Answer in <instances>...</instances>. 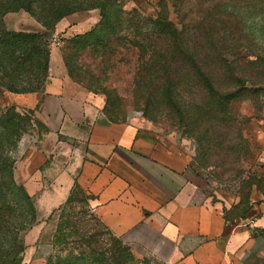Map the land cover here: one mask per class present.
<instances>
[{
  "label": "rangeland",
  "instance_id": "rangeland-1",
  "mask_svg": "<svg viewBox=\"0 0 264 264\" xmlns=\"http://www.w3.org/2000/svg\"><path fill=\"white\" fill-rule=\"evenodd\" d=\"M118 2L124 11H136L133 15L137 14L142 28L150 27V18L161 10V0ZM162 2L168 19L178 30L191 32L198 21H209L202 24L209 34V43L197 40L198 47L228 50L227 71L221 77L220 89L235 85L225 81L231 69L238 73V93L230 100L225 116L228 126L206 112L203 123L187 128L186 121L182 122L177 113H169L163 104L154 101L153 85L146 86L148 75L142 70L147 55L127 40L132 38L131 29L120 32L122 35L127 31L126 39H112L106 45L88 44L72 53L70 40L89 31L100 19L98 8L74 12V26L51 31L47 39L65 70L64 61L68 60L75 75L69 76L67 70L66 74L84 94L60 97L53 92L48 73L35 92H13L0 87V162L7 160L14 183L24 189L33 205L29 214L33 223L20 232V264H46L52 256L53 263H61L75 246H54L52 237L59 207L78 183L82 163L95 153L87 133L99 112L112 122L127 123L136 138L157 146L160 156L170 159L195 184L196 201L210 205L223 219L225 230L238 226L260 234V247L244 264H264V65L258 59H264V6L260 0ZM20 11L27 14L23 10L16 12ZM218 19L221 21L212 28V21ZM53 37L57 38L55 43ZM177 92V100L184 105L194 102V94L186 85ZM34 93L38 99H30ZM59 109L62 115L50 113ZM191 112L194 114L195 110ZM168 114L173 115L170 118ZM201 130L208 132L209 141L199 135ZM7 192L12 200L18 199L15 187ZM88 204L89 209L80 220L88 232L109 228L101 219L90 218L97 213L92 199ZM80 206L85 208L78 204L75 210ZM110 232L129 246L138 264H175L166 256L168 247L157 239L128 241L111 229ZM108 237L104 233L99 240L108 246Z\"/></svg>",
  "mask_w": 264,
  "mask_h": 264
},
{
  "label": "trees",
  "instance_id": "trees-1",
  "mask_svg": "<svg viewBox=\"0 0 264 264\" xmlns=\"http://www.w3.org/2000/svg\"><path fill=\"white\" fill-rule=\"evenodd\" d=\"M260 1L264 6V0ZM159 6L161 10L149 20L150 27L142 28L137 22V14L133 15L136 11H124L118 0H0V87L13 92L38 91L48 73L50 48L47 37L54 31L55 24L71 13L98 8L100 19L96 25L85 33L76 34L70 40L71 49L74 50L72 53L88 44L106 45L112 39H126L125 35L131 29L132 38L127 40L143 55H147L146 61L142 62V70L148 75L145 79L146 86L153 85L154 90L151 93L154 101L159 105L163 104L169 113H177L181 121H186L187 128L190 124L198 127L203 123L206 112L213 114V119L219 120L220 124L228 126L229 121L225 118L228 104L238 93L235 86L238 83V73L233 69L230 70V76L225 75V81L235 85L223 89L219 86L222 83L220 80H223L221 77L227 71L228 59L225 54L228 50L198 47L197 40H202L205 45L209 43V34L202 25L209 23L208 20L202 19L195 23L197 25L191 28V32L186 29L178 30L168 19L162 0ZM19 10L27 12L43 29H6L3 24L4 14ZM220 21L221 19L212 21V28ZM123 29L127 31L120 35ZM258 59L264 65V59ZM67 61H64L67 73L74 77V71ZM185 85L194 94V98H191L194 102L186 105L177 100V91H182ZM191 109L195 110L194 114ZM172 115L168 114V117L171 118ZM199 135L209 141L207 131L201 130ZM0 172V264H20V253L23 250L20 232L33 223L32 216H29L33 205L24 189L14 183L10 164H7L5 159L0 162ZM12 187L16 188L18 195L15 201L7 192L8 188ZM93 198L94 196L79 183L74 184L58 209L52 242L54 246L68 243L75 246L69 249L61 263H53L52 256L46 264H138L129 246L123 244L119 237L112 235L107 225L104 232H88L86 224L80 221L84 219L81 214L84 215L89 209L88 200ZM78 204H84L85 208L80 206L76 211ZM91 215V219L101 221L98 214ZM104 233L109 234L108 246L99 240V236Z\"/></svg>",
  "mask_w": 264,
  "mask_h": 264
},
{
  "label": "crops",
  "instance_id": "crops-1",
  "mask_svg": "<svg viewBox=\"0 0 264 264\" xmlns=\"http://www.w3.org/2000/svg\"><path fill=\"white\" fill-rule=\"evenodd\" d=\"M74 14L61 18L54 31L73 27ZM4 22L9 30L43 29L22 11L6 14ZM47 78L60 97L84 94L67 76L54 49ZM50 113L63 114L61 109ZM87 138L95 153L82 163L77 181L94 196L96 213L118 236L140 242L157 239L168 247L166 256L175 264H244L260 247L262 237L251 229L225 230L219 214L196 201L195 184L170 159L160 156L157 146L136 138L127 123L112 122L99 112Z\"/></svg>",
  "mask_w": 264,
  "mask_h": 264
},
{
  "label": "built area",
  "instance_id": "built-area-1",
  "mask_svg": "<svg viewBox=\"0 0 264 264\" xmlns=\"http://www.w3.org/2000/svg\"><path fill=\"white\" fill-rule=\"evenodd\" d=\"M52 41L55 43L57 41V38L56 37H53L52 38Z\"/></svg>",
  "mask_w": 264,
  "mask_h": 264
}]
</instances>
